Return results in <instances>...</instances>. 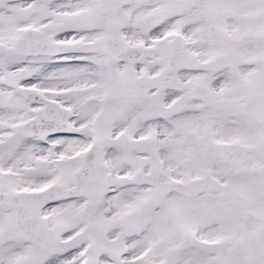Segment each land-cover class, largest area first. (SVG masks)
I'll list each match as a JSON object with an SVG mask.
<instances>
[{
    "label": "snow or ice",
    "instance_id": "obj_1",
    "mask_svg": "<svg viewBox=\"0 0 264 264\" xmlns=\"http://www.w3.org/2000/svg\"><path fill=\"white\" fill-rule=\"evenodd\" d=\"M0 264H264V0H0Z\"/></svg>",
    "mask_w": 264,
    "mask_h": 264
}]
</instances>
